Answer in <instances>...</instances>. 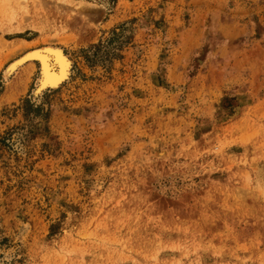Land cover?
<instances>
[{
	"label": "rangeland",
	"instance_id": "374dc122",
	"mask_svg": "<svg viewBox=\"0 0 264 264\" xmlns=\"http://www.w3.org/2000/svg\"><path fill=\"white\" fill-rule=\"evenodd\" d=\"M0 264H264V0H0Z\"/></svg>",
	"mask_w": 264,
	"mask_h": 264
},
{
	"label": "bare ground",
	"instance_id": "6f19581e",
	"mask_svg": "<svg viewBox=\"0 0 264 264\" xmlns=\"http://www.w3.org/2000/svg\"><path fill=\"white\" fill-rule=\"evenodd\" d=\"M35 61L38 62L41 67V79L39 80L41 82L40 87H38L39 89L37 90L38 93L46 90L47 88L57 89L69 75V65L61 50L47 47L30 51L22 58H19L5 72L6 76L8 77L12 75L20 67L28 63L29 66L34 65ZM22 72L23 73L21 75H27L29 71L28 69H24ZM14 88H17V86L12 87V89Z\"/></svg>",
	"mask_w": 264,
	"mask_h": 264
}]
</instances>
